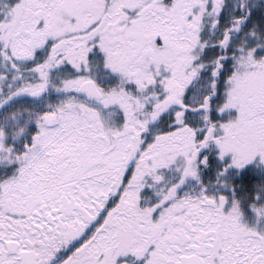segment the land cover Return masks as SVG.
<instances>
[{"label":"snow or ice","instance_id":"6c2138e0","mask_svg":"<svg viewBox=\"0 0 264 264\" xmlns=\"http://www.w3.org/2000/svg\"><path fill=\"white\" fill-rule=\"evenodd\" d=\"M0 264H264V0H0Z\"/></svg>","mask_w":264,"mask_h":264}]
</instances>
